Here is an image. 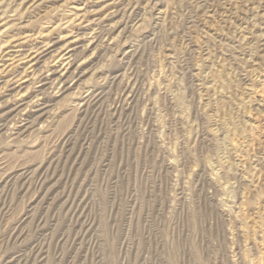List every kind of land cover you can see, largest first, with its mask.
I'll use <instances>...</instances> for the list:
<instances>
[{
    "label": "rangeland",
    "instance_id": "rangeland-1",
    "mask_svg": "<svg viewBox=\"0 0 264 264\" xmlns=\"http://www.w3.org/2000/svg\"><path fill=\"white\" fill-rule=\"evenodd\" d=\"M37 3L0 0L1 57L59 43L0 61V264H264V0Z\"/></svg>",
    "mask_w": 264,
    "mask_h": 264
},
{
    "label": "bare ground",
    "instance_id": "bare-ground-1",
    "mask_svg": "<svg viewBox=\"0 0 264 264\" xmlns=\"http://www.w3.org/2000/svg\"><path fill=\"white\" fill-rule=\"evenodd\" d=\"M19 1H21V0H19ZM40 0H23V2H24V4H25V7L27 6V7H31L32 6V8H33V6L37 3V2H39ZM93 2H94V0H92ZM115 1V0H114ZM3 2H4V0H3ZM91 2V1H90ZM102 2V1H101ZM92 3V2H91ZM95 3H99V2H97V1H95ZM94 3V4H95ZM38 4V3H37ZM90 4V3H89ZM263 4V3H262ZM125 5V4H124ZM24 6V5H23ZM40 6V5H39ZM93 6V5H92ZM92 6H90V7H92ZM24 7V8H25ZM88 7V6H87ZM97 7V6H96ZM107 7V6H106ZM132 7V6H131ZM38 8V7H37ZM16 9V8H15ZM103 9V8H102ZM22 10V9H21ZM24 10V9H23ZM31 10V9H30ZM99 10V9H98ZM106 10V9H105ZM112 10V9H111ZM128 10V9H127ZM3 11V10H2ZM114 11H116V10H114ZM120 11V10H119ZM15 12V11H14ZM113 12V11H112ZM138 12V11H137ZM3 13V12H2ZM92 13V12H91ZM98 13V12H97ZM94 14V13H93ZM92 14V15H93ZM109 14H111V12L109 13ZM13 15V14H12ZM11 15V16H12ZM89 15V14H88ZM3 16V15H2ZM8 16V15H7ZM6 16V17H7ZM4 17V16H3ZM9 17V16H8ZM88 17H90V16H87L86 18H88ZM5 18V17H4ZM3 18V19H4ZM85 18V19H86ZM100 18V17H99ZM0 19H2L1 17H0ZM2 19V20H3ZM8 19V18H7ZM15 19H16V17H15ZM78 19H80L79 17H78ZM97 19V18H96ZM95 19V20H96ZM110 19H111V17H110ZM262 19V18H261ZM2 20H0V21H2ZM10 20V19H9ZM14 20V19H13ZM12 20V21H13ZM91 20V19H90ZM94 20V19H93ZM94 20V21H95ZM100 20V19H99ZM77 21V20H76ZM79 21V20H78ZM86 21V20H85ZM105 21H106V19H105ZM108 21H110V20H108ZM80 22V21H79ZM82 22V21H81ZM93 22V21H92ZM5 23V22H4ZM3 23V24H4ZM8 23V20H7V22H6V24ZM82 23H84V22H82ZM77 24V23H76ZM80 24V23H79ZM88 24V23H87ZM86 24V25H87ZM90 24V23H89ZM5 25V24H4ZM81 26H82V24H80ZM84 25V24H83ZM91 25V24H90ZM106 25V24H105ZM9 26V25H8ZM7 26V27H8ZM10 26H12V24L10 25ZM9 26V27H10ZM78 26V25H77ZM6 27V28H7ZM79 27V26H78ZM81 28H83V26L81 27ZM85 28H87V26H85ZM111 28V27H110ZM79 29V28H78ZM84 29V28H83ZM94 29V28H93ZM100 31V30H99ZM11 32V31H10ZM76 32H77V29H76ZM76 32H74V33H76ZM80 32V31H79ZM82 32V31H81ZM95 32V31H94ZM97 32V31H96ZM4 33H8V32H4ZM102 33V32H101ZM9 34V33H8ZM79 34V33H78ZM77 34V35H78ZM108 34V33H107ZM13 35V34H12ZM110 35V34H109ZM96 36V35H95ZM94 36V37H95ZM12 37V36H11ZM52 37H54V36H52ZM51 37V38H52ZM89 37V36H88ZM90 38V37H89ZM107 38H108V36H107ZM54 39V38H53ZM56 39V38H55ZM95 39V38H94ZM59 40V39H58ZM77 40V39H76ZM75 40V41H76ZM85 40V39H84ZM100 40V39H99ZM51 41H53V40H51ZM50 41V39H49V42L45 45V47L43 46V47H39V49H37V50H35V51H32V53H26V49H25V52H19L18 53V55L16 54V55H14L15 57H12V58H9L12 54H10V52H8V54H10V56H8V59H4V57H1L0 56V61H4L5 62V60H14L15 58H17V59H15L14 61H19L20 63H22V61H20V60H23V59H28V60H26V64H27V62H29L30 63V65H31V63H32V67L33 68H35L36 67V65H39V67L41 66V64L43 63L40 59L42 58V57H45L46 55H48L49 53H51V48L55 45V44H59L58 43V41H53L52 43H50L51 42ZM65 41V40H64ZM78 41H79V39H78ZM43 42H45V41H43ZM61 42V41H60ZM73 42V41H72ZM76 43V42H75ZM82 43V42H81ZM12 44V43H11ZM23 44V43H22ZM40 44H41V42H40ZM43 44V43H42ZM73 44H74V42H73ZM10 45V44H9ZM21 45V44H20ZM72 45V44H71ZM70 45V46H71ZM75 45V44H74ZM84 45V44H83ZM15 46V45H14ZM17 46V45H16ZM22 46V45H21ZM77 46V45H76ZM10 47H13V46H10ZM18 47H20V46H18ZM56 47V46H55ZM69 47V46H68ZM72 47H73V45H72ZM81 47V46H80ZM90 47V46H89ZM78 48H79V46H78ZM24 49V48H23ZM20 50H21V48H20ZM76 50V49H75ZM2 51H4V50H2ZM11 51V50H10ZM17 51V50H16ZM19 51V50H18ZM29 51V50H28ZM27 51V52H28ZM69 51V50H68ZM72 52V51H71ZM5 53V52H4ZM12 53V52H11ZM16 53V52H15ZM33 53H35L33 56H32V54ZM24 54H26V55H24ZM72 54V53H71ZM0 55H1V53H0ZM64 55H66V54H64ZM63 55V56H64ZM68 55V54H67ZM74 55V54H73ZM7 56V55H6ZM5 56V57H6ZM32 56V57H31ZM62 56V57H63ZM70 56V55H69ZM72 56V55H71ZM85 56V55H84ZM65 57V56H64ZM66 58H70V57H66ZM81 58V57H80ZM74 59V58H73ZM78 61V60H77ZM23 62H24V60H23ZM17 63V62H16ZM67 63V62H66ZM130 63V62H129ZM10 64V63H9ZM34 64V65H33ZM69 64H71L72 65V63H71V60L67 63V65H69ZM20 65V64H19ZM74 65H76L75 63H74ZM87 65V64H86ZM3 67V66H5V64L3 63L2 65H0V67ZM64 67H61L62 69L60 70V71H56L55 69H54V71L51 73L52 75L54 74V73H56V72H58V73H60V72H62V74H60V82H64V85H62V89L63 90H66L67 89V84H68V82H66L67 81V79L69 78V76L71 75L70 74V71H71V68L70 67H66L65 65H63ZM8 67V66H7ZM15 67H16V65H15ZM19 66L17 65V67H16V69L18 68ZM12 68H14L13 66H12ZM11 68V69H12ZM19 68H21V67H19ZM29 68V67H28ZM76 68V67H75ZM15 69V68H14ZM48 69V68H47ZM51 69V68H50ZM81 69V68H80ZM79 69V70H80ZM18 70V69H17ZM20 70V69H19ZM63 70L64 71H67L65 74L63 73ZM5 71V70H4ZM8 71H10V76L12 77V78H10L8 81H7V83L9 84V86H11V88L9 89L10 91L12 90H15V87L16 86H14V87H12V85H14V82H16V80H15V78L16 77H18V75L20 74V73H18L17 71H11V70H8ZM33 71V70H32ZM48 71V70H47ZM28 72V71H27ZM81 72V71H80ZM26 73V72H25ZM1 74V73H0ZM3 75V74H2ZM7 75H8V73H7ZM42 75V74H41ZM48 75V74H47ZM50 75V74H49ZM76 75V74H75ZM4 76H6V75H4ZM40 76V75H39ZM55 76V75H54ZM79 76V75H78ZM23 77H26V74H25V76H23ZM51 77L52 76H41V78H40V81L39 82H41L42 84V87L43 86H45V85H48L51 81ZM77 77V76H76ZM1 78V77H0ZM22 78V77H21ZM39 78V77H38ZM82 78V77H81ZM23 79V78H22ZM18 80H20V79H18ZM17 80V81H18ZM75 82V81H74ZM58 84H60V83H58ZM19 86V85H18ZM8 87V86H7ZM7 91V90H6ZM10 93V92H9ZM8 93V94H9ZM12 93V92H11ZM10 93V94H11ZM62 93H64V92H62ZM43 98H45V97H43ZM48 98V97H47ZM46 98V99H47ZM40 99V98H39ZM50 99V98H49ZM41 100H42V97H41ZM45 100V99H44ZM88 100V99H87ZM19 101V100H18ZM50 101V100H49ZM17 102V101H16ZM96 102V101H95ZM25 103V102H24ZM24 103H22V104H24ZM13 104H15V103H13ZM21 104V105H22ZM44 104H45V101H43L42 100V102H39L38 101V103L37 104H35L34 105V108H35V112L36 111H41V110H43V108H44ZM10 104H8V106H9ZM12 105V104H11ZM15 106V105H14ZM10 107V106H9ZM19 107V106H18ZM49 107V106H48ZM3 108V107H2ZM5 108H6V106H5ZM17 109V108H16ZM84 109V108H83ZM15 111V109H12V110H6V109H3V110H1L0 111V131L4 128V121L6 120V118H8L9 116H10V114L12 113V112H14ZM29 112V111H28ZM34 112V113H35ZM27 113V112H26ZM13 115V114H12ZM31 115V114H30ZM34 115V114H33ZM29 116V115H28ZM39 116V115H38ZM25 117V116H24ZM20 118V117H19ZM22 119H24V118H22ZM41 119V118H40ZM27 120V119H26ZM22 122V121H21ZM28 122L29 121H25V123H23L22 125H21V129H22V127H25V126H27V124H28ZM19 123V122H18ZM19 129V128H18ZM13 254V253H12Z\"/></svg>",
    "mask_w": 264,
    "mask_h": 264
}]
</instances>
